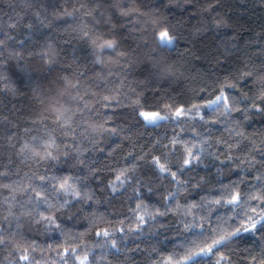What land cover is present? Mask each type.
<instances>
[{"label": "clouds", "instance_id": "1", "mask_svg": "<svg viewBox=\"0 0 264 264\" xmlns=\"http://www.w3.org/2000/svg\"><path fill=\"white\" fill-rule=\"evenodd\" d=\"M0 264H264V0H0Z\"/></svg>", "mask_w": 264, "mask_h": 264}]
</instances>
